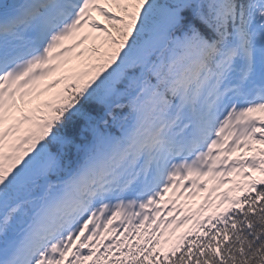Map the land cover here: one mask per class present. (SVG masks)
Listing matches in <instances>:
<instances>
[{"label":"snow or ice","instance_id":"6c2138e0","mask_svg":"<svg viewBox=\"0 0 264 264\" xmlns=\"http://www.w3.org/2000/svg\"><path fill=\"white\" fill-rule=\"evenodd\" d=\"M0 264H264V0H0Z\"/></svg>","mask_w":264,"mask_h":264},{"label":"rangeland","instance_id":"374dc122","mask_svg":"<svg viewBox=\"0 0 264 264\" xmlns=\"http://www.w3.org/2000/svg\"><path fill=\"white\" fill-rule=\"evenodd\" d=\"M258 175V174H257ZM199 202H200V197H197L196 198V200H195V202H194V206L196 205V204H199ZM180 231H183V229H181ZM179 234V233H178Z\"/></svg>","mask_w":264,"mask_h":264},{"label":"trees","instance_id":"16d2710c","mask_svg":"<svg viewBox=\"0 0 264 264\" xmlns=\"http://www.w3.org/2000/svg\"><path fill=\"white\" fill-rule=\"evenodd\" d=\"M98 19H100L99 17H97Z\"/></svg>","mask_w":264,"mask_h":264}]
</instances>
